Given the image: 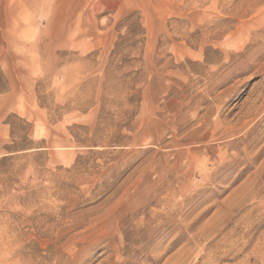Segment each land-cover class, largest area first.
<instances>
[{
  "label": "rangeland",
  "instance_id": "1",
  "mask_svg": "<svg viewBox=\"0 0 264 264\" xmlns=\"http://www.w3.org/2000/svg\"><path fill=\"white\" fill-rule=\"evenodd\" d=\"M0 264H264V0H0Z\"/></svg>",
  "mask_w": 264,
  "mask_h": 264
}]
</instances>
